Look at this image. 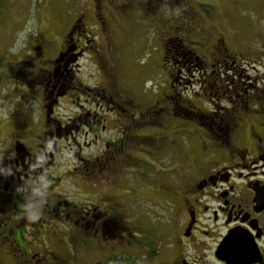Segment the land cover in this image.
<instances>
[{
	"label": "rangeland",
	"instance_id": "374dc122",
	"mask_svg": "<svg viewBox=\"0 0 264 264\" xmlns=\"http://www.w3.org/2000/svg\"><path fill=\"white\" fill-rule=\"evenodd\" d=\"M181 1L0 0V139L7 142L15 131L26 136L21 140L30 149L37 144L47 116L54 130H58L59 121L61 130L54 132L50 144V163L39 172L37 184L43 188L52 186L54 199L69 200L70 208L79 201H87V192L91 190L101 193L102 207L110 201L125 203L131 189L134 209L144 219L136 221L149 225L156 237L161 229L157 231L150 220L159 222V217L170 214L172 198L147 190H173L193 182L195 166L201 162L196 163V159L207 158L206 154L196 156L199 145L188 110L176 111L180 115L175 119L164 116V112L146 116L145 125L149 128L146 132L143 122L131 121L128 115V125L136 129L133 133L121 122L123 112L108 111L109 107L99 114L110 122L104 121L93 131H87V121L92 126L97 124L94 120L97 112L89 113V108L95 110L97 103H104L101 99L104 88L111 92L113 101L134 112L174 102L171 87L185 90L191 86L189 59L182 58L181 40L188 45L193 36L202 40L207 37L211 44L222 37L230 48L237 50L244 46L241 40L246 46L253 45L255 30L264 29V0ZM71 35L81 51L78 68L71 75L54 77L60 83L47 90L46 83L50 81L47 71H52L55 61L62 58L61 52L66 42L71 41ZM165 48L172 50L167 63L163 61ZM18 66H22L19 73L14 69ZM179 99L189 102L190 95H180ZM81 108L87 112L85 122L71 123V132L65 134L66 124ZM99 126H105L100 142L111 137L121 141L123 130L130 135L119 146L118 154L131 157L126 160L117 157V164L110 170L99 171L94 164L100 144L95 129ZM30 130L35 134H28ZM136 133L149 134L151 141L132 140ZM132 147L135 149L131 153ZM3 148L0 146V150ZM82 158L90 161L88 182L81 175L85 163ZM115 192L117 198L111 195ZM128 216L125 210L121 213L123 220L131 219ZM79 227L78 223L68 226L55 218L53 228L57 235L53 246L60 250L54 252L70 259V263L81 264L90 259L93 263L105 262L109 258L105 254L110 250H119L120 246L126 250L129 245L127 238L119 237L112 247L103 244L91 249L94 252L80 250L83 240L77 231ZM56 236L64 238L66 246L73 250H62ZM9 256L5 250L0 251V264H15ZM123 257L126 254L119 259Z\"/></svg>",
	"mask_w": 264,
	"mask_h": 264
},
{
	"label": "flooded vegetation",
	"instance_id": "af4514ba",
	"mask_svg": "<svg viewBox=\"0 0 264 264\" xmlns=\"http://www.w3.org/2000/svg\"><path fill=\"white\" fill-rule=\"evenodd\" d=\"M183 6L187 9L185 3ZM75 32L74 28L72 34ZM254 36L253 45L246 46L241 40L244 46L237 50L230 48L222 37L211 44L207 37L202 40L193 36L188 45L181 40L182 58L189 59L191 86L185 90L171 87L174 102L134 112L113 101L111 92L107 93L104 88L101 98L104 103H97L95 110L89 108V113L97 112L94 118L97 124L92 126L87 121V131H93L104 121L110 122L99 114L109 107L108 111L123 112L121 122L133 133L136 129L128 125V115L131 121L143 122L144 129L148 126L146 116L164 112V116L175 119L180 115L176 111L188 110L199 145L196 156L206 154L207 158L205 161L196 159V163L201 162L195 166L193 182L173 190H147L172 198L171 202L163 199L171 204L170 214L159 217V222L150 220L157 231L161 229L159 236L156 237L149 225L136 221L144 219L134 209L131 189L125 203L110 201L108 206L102 207L99 204L104 200L101 193L91 190L87 192V201H79L70 208L69 200L54 199L52 186L43 188L37 184L39 172H43L52 157L50 144L54 132L61 130V123L57 121L58 130H54L47 116L37 144L30 149L21 140L26 136L15 131L10 133L7 142L0 139V146L4 147L0 150V251L5 250L15 264H76L54 252L60 250L53 246L57 235L53 228L56 218L68 226L80 224L77 230L83 240L80 250L94 252L91 249L95 246L112 247L117 238H127L126 250L122 246L119 250H110L105 254L109 257L107 261L93 263L90 259L81 264H264V29L255 30ZM165 50L163 61L167 63L172 50ZM61 53L63 56L55 61L53 70L47 71L50 79L46 83L47 90L60 83L59 79L53 80L54 77L63 78L78 68L81 51L72 35ZM21 68L14 69L19 73ZM183 94L190 95L189 102L179 99ZM86 115L85 109L77 110L66 124L65 134L71 132V123L85 122ZM104 127L95 129L99 142L100 135L105 133ZM122 133L121 141L111 137L98 145L94 164L99 171L115 167L117 157L122 156L124 160L131 157L118 154L119 146L130 136L127 131ZM28 134L35 133L30 130ZM134 138L151 141L149 134L136 133L131 136L132 140ZM134 149L132 147L131 153ZM82 160L85 163L81 175L88 182L90 161ZM92 173L95 174V170ZM111 195L117 198V192ZM124 210L131 219H122ZM28 214L37 218L29 220ZM75 220L77 223H73ZM229 233L233 234V244L225 258L221 245ZM56 239L61 241L57 244L62 250H73L66 246L64 238L56 236ZM123 254L126 258L119 259Z\"/></svg>",
	"mask_w": 264,
	"mask_h": 264
},
{
	"label": "snow or ice",
	"instance_id": "6c2138e0",
	"mask_svg": "<svg viewBox=\"0 0 264 264\" xmlns=\"http://www.w3.org/2000/svg\"><path fill=\"white\" fill-rule=\"evenodd\" d=\"M232 244H233V234L229 233L228 236L224 238V242L221 245L222 250L226 254L225 258H227V253L231 251Z\"/></svg>",
	"mask_w": 264,
	"mask_h": 264
},
{
	"label": "clouds",
	"instance_id": "9594fccd",
	"mask_svg": "<svg viewBox=\"0 0 264 264\" xmlns=\"http://www.w3.org/2000/svg\"><path fill=\"white\" fill-rule=\"evenodd\" d=\"M37 217L33 214H28V219L29 220H35Z\"/></svg>",
	"mask_w": 264,
	"mask_h": 264
}]
</instances>
